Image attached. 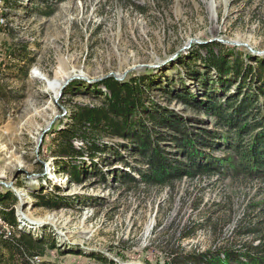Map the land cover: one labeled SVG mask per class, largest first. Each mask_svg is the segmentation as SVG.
Instances as JSON below:
<instances>
[{
  "label": "rangeland",
  "instance_id": "374dc122",
  "mask_svg": "<svg viewBox=\"0 0 264 264\" xmlns=\"http://www.w3.org/2000/svg\"><path fill=\"white\" fill-rule=\"evenodd\" d=\"M0 19V214L13 209L17 223L0 218V235L42 240L44 255L32 264H181L179 255L264 242L259 180L213 174L147 184L129 142L82 125L72 147L96 142L103 153L61 152L72 113L101 106L110 77L144 80L136 120L149 125L146 113L159 107L211 130L195 101L222 103L264 84L243 74L264 60V0H0ZM47 80L60 82L55 95ZM72 167L81 183L70 180ZM123 172L136 181L123 183Z\"/></svg>",
  "mask_w": 264,
  "mask_h": 264
},
{
  "label": "trees",
  "instance_id": "16d2710c",
  "mask_svg": "<svg viewBox=\"0 0 264 264\" xmlns=\"http://www.w3.org/2000/svg\"><path fill=\"white\" fill-rule=\"evenodd\" d=\"M209 60V64L221 72L224 67L221 59L211 56ZM243 74L246 78L250 76L252 80L259 82L263 79L264 82V60L253 69L247 66ZM143 82L139 78L124 82L111 77L103 80L102 85L109 96L101 106H78L75 109L71 127L62 131L63 156L81 158L87 150V157L92 160L96 153H103L104 147L96 142L84 143L80 149L72 147L71 135L82 125L129 142L132 154L139 156V163L146 166V170L139 173L142 182L147 184L164 186L182 178L213 174L264 183V104L256 105L259 96H264V84L255 89V93L245 91L222 103L209 97L207 101H195L193 108L204 110L214 120L213 128L208 130L197 129L189 125L186 118L159 107H154V113H146L149 125L136 120L135 113L142 106ZM186 103L191 104V100L186 99ZM162 142L172 146L174 152L165 151ZM220 148L225 149L227 155L220 158L211 154ZM72 170L70 180L81 183L76 167ZM119 178L123 183L136 181L125 172ZM38 206L48 207L49 204L42 202ZM0 218L16 228L13 209L5 210ZM43 255L44 242L28 233L18 231L6 238L0 235V264H32V257ZM177 260L181 264H264V242L244 251L206 250L179 255Z\"/></svg>",
  "mask_w": 264,
  "mask_h": 264
},
{
  "label": "bare ground",
  "instance_id": "6f19581e",
  "mask_svg": "<svg viewBox=\"0 0 264 264\" xmlns=\"http://www.w3.org/2000/svg\"><path fill=\"white\" fill-rule=\"evenodd\" d=\"M3 23V20L0 19V26H2L1 24ZM47 87L49 89V91H51L54 95L56 94V92L58 91L59 87H60V82H56L53 80H47Z\"/></svg>",
  "mask_w": 264,
  "mask_h": 264
},
{
  "label": "water",
  "instance_id": "95a60500",
  "mask_svg": "<svg viewBox=\"0 0 264 264\" xmlns=\"http://www.w3.org/2000/svg\"><path fill=\"white\" fill-rule=\"evenodd\" d=\"M192 43H193V41H189V42L187 43V45H185L184 47H182L181 51H184V50L189 49V48L191 47V44H192ZM196 43H198V42L196 41ZM229 43H230V42H229ZM231 44L234 45V43H231Z\"/></svg>",
  "mask_w": 264,
  "mask_h": 264
},
{
  "label": "built area",
  "instance_id": "2783aa9c",
  "mask_svg": "<svg viewBox=\"0 0 264 264\" xmlns=\"http://www.w3.org/2000/svg\"><path fill=\"white\" fill-rule=\"evenodd\" d=\"M1 27V26H0Z\"/></svg>",
  "mask_w": 264,
  "mask_h": 264
}]
</instances>
